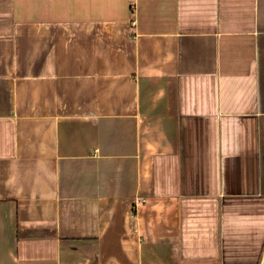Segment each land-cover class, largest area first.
<instances>
[{
	"label": "crops",
	"instance_id": "obj_1",
	"mask_svg": "<svg viewBox=\"0 0 264 264\" xmlns=\"http://www.w3.org/2000/svg\"><path fill=\"white\" fill-rule=\"evenodd\" d=\"M263 259L264 0H0V264Z\"/></svg>",
	"mask_w": 264,
	"mask_h": 264
},
{
	"label": "built area",
	"instance_id": "obj_2",
	"mask_svg": "<svg viewBox=\"0 0 264 264\" xmlns=\"http://www.w3.org/2000/svg\"><path fill=\"white\" fill-rule=\"evenodd\" d=\"M134 9H135V7L133 6V7H132V11H134ZM143 202H145V200H142V201H138V200H137V201L135 202V206H134V207L137 208L138 205H139L140 203H143Z\"/></svg>",
	"mask_w": 264,
	"mask_h": 264
},
{
	"label": "water",
	"instance_id": "obj_3",
	"mask_svg": "<svg viewBox=\"0 0 264 264\" xmlns=\"http://www.w3.org/2000/svg\"><path fill=\"white\" fill-rule=\"evenodd\" d=\"M262 264H264V259H263V263Z\"/></svg>",
	"mask_w": 264,
	"mask_h": 264
}]
</instances>
